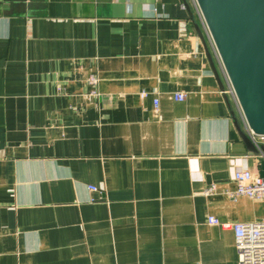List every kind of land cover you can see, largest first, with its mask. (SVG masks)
Here are the masks:
<instances>
[{
    "label": "crops",
    "instance_id": "crops-1",
    "mask_svg": "<svg viewBox=\"0 0 264 264\" xmlns=\"http://www.w3.org/2000/svg\"><path fill=\"white\" fill-rule=\"evenodd\" d=\"M195 24L189 0H0V264H237L206 219H264L226 194L259 158Z\"/></svg>",
    "mask_w": 264,
    "mask_h": 264
},
{
    "label": "water",
    "instance_id": "water-1",
    "mask_svg": "<svg viewBox=\"0 0 264 264\" xmlns=\"http://www.w3.org/2000/svg\"><path fill=\"white\" fill-rule=\"evenodd\" d=\"M249 127L264 134V0H196ZM214 75H219L199 27L194 25ZM221 89L223 85L220 83ZM226 101H228L225 96ZM229 103V102H228ZM230 105V104H228ZM240 139L236 151L259 158L264 177V145L257 148L230 111Z\"/></svg>",
    "mask_w": 264,
    "mask_h": 264
},
{
    "label": "built area",
    "instance_id": "built-area-1",
    "mask_svg": "<svg viewBox=\"0 0 264 264\" xmlns=\"http://www.w3.org/2000/svg\"><path fill=\"white\" fill-rule=\"evenodd\" d=\"M193 11L195 12L200 31L203 38L206 41L209 51L216 60L220 74L224 81V87L221 92L227 97L231 109L234 112V116L237 119L242 130L247 134L253 144L260 148L264 145V134L255 133L248 125L243 110L240 106L237 95L233 89V86L227 76V73L223 67L222 61L219 57L215 44L212 40L206 22L200 11L196 0H189ZM99 78L95 74H90L87 77V83L93 86L92 94H96V87ZM144 95V93H142ZM175 100L181 101L185 97L183 91H176L173 93ZM154 110H158V102L154 100ZM233 179L235 181V188L233 190L226 191V194L233 200L239 196H247L249 198H264V177L260 175H254L250 169H237L233 172ZM93 190L94 187H92ZM213 185L206 189L205 192L213 191ZM210 225H217L223 228H231L234 235V245L237 251V264H264V219L258 221L249 222H229L220 221L214 215H208L206 219Z\"/></svg>",
    "mask_w": 264,
    "mask_h": 264
}]
</instances>
